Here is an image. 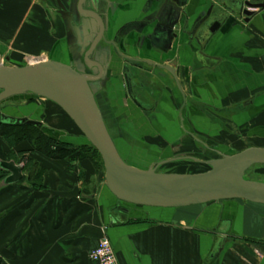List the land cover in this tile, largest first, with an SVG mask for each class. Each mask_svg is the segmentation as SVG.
I'll use <instances>...</instances> for the list:
<instances>
[{
  "label": "crops",
  "instance_id": "0c3cea01",
  "mask_svg": "<svg viewBox=\"0 0 264 264\" xmlns=\"http://www.w3.org/2000/svg\"><path fill=\"white\" fill-rule=\"evenodd\" d=\"M61 1L74 11L72 17L60 14L58 0H0V36H22L21 48L28 53L45 45L55 49L56 36H81V30L70 28L84 18L78 0ZM233 1L96 0L107 39L117 45L103 41L92 55L106 67L95 83L96 95L114 140L134 141L130 151L141 155L136 162L161 154L160 165L196 153L264 147V7L248 18ZM214 22L220 27L212 33ZM0 54L5 56L2 45ZM162 65L175 69L182 89ZM0 111L38 120L60 134L73 132L66 114L39 96L11 97ZM251 141L255 145L246 146ZM14 152L39 162L44 188L28 180L5 185L10 173L2 170L0 264H91V252L105 236L120 264H264V204L225 200L155 208L125 203L108 211L106 203L111 208L119 200L102 185L71 199L47 192L84 187L70 161L34 154L27 142ZM80 164L92 171L88 161Z\"/></svg>",
  "mask_w": 264,
  "mask_h": 264
},
{
  "label": "water",
  "instance_id": "95a60500",
  "mask_svg": "<svg viewBox=\"0 0 264 264\" xmlns=\"http://www.w3.org/2000/svg\"><path fill=\"white\" fill-rule=\"evenodd\" d=\"M232 3L237 12L248 18L253 15L254 9L264 7V0H234ZM58 4L63 17L73 16L74 11L68 10L61 0H58ZM178 9L182 10L180 7ZM77 10L82 16L94 17L99 22V34L86 44L90 46L84 56L87 66L98 70L87 72L76 64L70 65L57 60L8 66L6 62L9 61V56L3 57L0 54V104L11 97L33 94L58 105L101 155L106 186L122 202L155 208H179L225 200L264 204V182L246 177L252 167L264 165V147H249L232 155L220 153L219 158L206 161L210 166L209 170L199 173H165L158 171L156 166L141 169L129 164L122 157L105 122L95 90V83L101 82L106 67L91 58L103 41L114 47L117 45L107 39L106 25L97 12L96 0H78ZM182 11L186 14V10ZM211 13L212 8L195 26L194 33L204 26ZM219 27L220 23L214 22L209 30L214 33ZM68 38L73 52L72 45L75 40L71 34ZM161 67L175 76L177 85L182 89L175 69L169 65ZM0 121L15 125H43L38 120L14 118L1 111ZM24 167L23 163L0 159V170L10 173L4 184L20 182L24 176ZM47 192L54 197L70 199L81 195L79 186L70 191Z\"/></svg>",
  "mask_w": 264,
  "mask_h": 264
},
{
  "label": "rangeland",
  "instance_id": "374dc122",
  "mask_svg": "<svg viewBox=\"0 0 264 264\" xmlns=\"http://www.w3.org/2000/svg\"><path fill=\"white\" fill-rule=\"evenodd\" d=\"M20 37L22 36H0V45L3 47V52L5 53L4 57L9 56V61L6 62V65L8 66H24L27 64H31L37 61L41 60H57L63 63H66V60L71 61L69 62L70 65H77L82 70H85V67L83 65V60L82 56L84 55L85 52V47H83L82 39L81 36H73V39L75 40L74 44L72 45V53L70 52L67 42L65 44V41L68 40V36H56L58 43L55 49H48V45L43 46V48L39 49H34L32 48L31 52H25L24 49L21 47H24V43H22V40ZM40 37V36H39ZM94 36H87L88 38H91ZM46 40H49L48 38H51L50 36H46ZM79 38L81 39V44L82 46H78L77 44L79 41ZM21 40V41H20ZM45 40V39H44ZM78 46V47H77ZM80 48V49H79ZM71 49V46H70ZM24 51V52H22ZM22 52V54H20ZM68 64V63H66ZM96 70V69H95ZM98 87L96 86L95 89ZM42 98V97H41ZM45 99V98H44ZM46 100V99H45ZM58 106V105H57ZM59 107V106H58ZM60 108V107H59ZM61 109V108H60ZM62 110V109H61ZM62 112H64L62 110ZM64 114H66L64 112ZM67 116V115H66ZM68 117V116H67ZM69 118V117H68ZM69 120H71L69 118ZM72 123V129L73 132L70 133L68 132L67 134H60L58 131H52L51 129H48L44 127L46 132L52 136L58 143L63 144L65 147H63L66 151L67 154L70 153V156L67 158V162L75 158L76 161H70L69 164V169L71 171H76L78 172V169L80 170V173L78 175L79 181L83 182V188H81L82 193L88 191V192H94L99 191L100 188L106 187V180H105V168H104V173L102 171H99L97 167L94 165L93 161L91 159L93 158H84L85 156H92V152L90 150V145L84 134L81 132V130L75 125V123L71 120ZM126 139V138H125ZM129 141V139H127ZM126 140V141H127ZM115 141V140H114ZM118 149L122 151L123 157H125L128 161L129 164L132 163L134 165H139L142 167L141 169H148L150 167V162H153L154 165H156L158 171L160 172H165V173H199V172H205L210 169L209 165L206 163L207 160L211 158H219L220 154L216 153H208V156L206 154H191L194 156L193 158L197 159H187L185 158L184 160H179L176 162H168V163H163V164H158L160 160H162L163 156L160 154L158 157L150 160H147V163H141L140 160L138 162V159L141 155L139 153L135 155V153L131 152L130 149H134L136 146H134V141L132 140L128 145H125L124 141L121 139H116L115 141ZM131 143L133 145H131ZM127 144V143H126ZM260 144V143H256ZM0 145L1 146H8L7 143L4 142L2 138H0ZM248 145H255L253 141L249 142L246 146ZM10 148V147H9ZM54 148L57 150H61V145L56 144L54 145ZM67 149V150H66ZM137 149V148H136ZM139 149V148H138ZM119 150V151H120ZM8 152V151H7ZM121 153V152H120ZM237 153V152H235ZM235 153H230V155L235 154ZM11 156H14L17 160H22L29 158V155L26 154H21V153H12L10 154ZM21 155V156H20ZM64 155V154H63ZM136 156V158H135ZM84 158V160L82 159ZM88 161L90 163V167L92 168V171L86 172L82 167H81V162L83 161ZM66 161V160H63ZM144 162V161H143ZM79 163V164H78ZM136 163V164H135ZM138 163V164H137ZM90 169V168H89ZM246 177L251 180H258V181H263L264 182V165H256L252 167L246 174ZM102 185V187H100ZM97 191V192H98ZM116 200H119L118 198ZM239 201V200H235ZM239 202H244V201H239ZM115 204L109 208V202L106 203L107 210L110 211L112 208L119 209L120 207L124 206V202L122 201H115Z\"/></svg>",
  "mask_w": 264,
  "mask_h": 264
},
{
  "label": "trees",
  "instance_id": "16d2710c",
  "mask_svg": "<svg viewBox=\"0 0 264 264\" xmlns=\"http://www.w3.org/2000/svg\"><path fill=\"white\" fill-rule=\"evenodd\" d=\"M0 138H2L4 142L7 143L10 147V149L6 153L4 152L2 146L0 145V159L2 160L9 161L13 158L16 159L14 156H11L10 154L14 153L15 147H17L18 145L24 142L28 143L30 147V151L32 153L42 155L49 159H58V160L67 161L68 160L67 158L70 156V153L67 154L65 149L63 148L65 146L61 143H58L52 136H50L44 129L43 125L40 126H33L27 124L15 125V124L3 123L0 121ZM56 144L61 145L62 147L61 150L60 149L57 150L56 148H54V145ZM90 150L93 153L92 156L90 157L85 156L84 158H93L91 160L93 161L94 165L97 167L99 171H102L104 173V164L101 155L93 146H90ZM22 154H25L24 156H26L25 152H22ZM84 158L82 159L84 160ZM24 160H26L24 170L28 171V175L24 177L22 181L28 180L29 182L32 183L34 187L43 189L44 170L40 167L39 162L35 160L32 156H29V158L26 159L24 158L18 161L19 163H21L24 162ZM69 161H76V159L72 158ZM0 174H2V170H0ZM133 206H137V205H133Z\"/></svg>",
  "mask_w": 264,
  "mask_h": 264
},
{
  "label": "flooded vegetation",
  "instance_id": "af4514ba",
  "mask_svg": "<svg viewBox=\"0 0 264 264\" xmlns=\"http://www.w3.org/2000/svg\"><path fill=\"white\" fill-rule=\"evenodd\" d=\"M104 22H105V20H104ZM74 24H76V25H71L70 28H72L73 31L76 30V29L79 30V31L81 30V39H82V43H84L83 44V47L88 43L87 36H94L93 37V39H94L99 34V31H100L99 22L94 17H85L84 16V18H82V23H80L78 25L76 22H74ZM77 25L79 27L81 25V27L79 28ZM81 39L79 38V41H78L79 44H77L78 46L81 44ZM80 46H82V45H80ZM89 46L90 45H88V46L85 47L86 49H85L84 55L82 56L83 65H84L85 70L87 72L96 69V68H89L87 66L86 62H85V57L84 56H85L86 51L89 49ZM91 58L94 59L93 57H91Z\"/></svg>",
  "mask_w": 264,
  "mask_h": 264
},
{
  "label": "built area",
  "instance_id": "2783aa9c",
  "mask_svg": "<svg viewBox=\"0 0 264 264\" xmlns=\"http://www.w3.org/2000/svg\"><path fill=\"white\" fill-rule=\"evenodd\" d=\"M90 260L91 264H120L108 236H105L91 252Z\"/></svg>",
  "mask_w": 264,
  "mask_h": 264
}]
</instances>
